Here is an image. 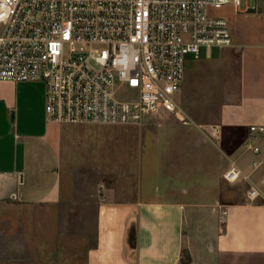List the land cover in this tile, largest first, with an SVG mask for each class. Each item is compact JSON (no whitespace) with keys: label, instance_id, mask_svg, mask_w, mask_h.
I'll return each instance as SVG.
<instances>
[{"label":"crops","instance_id":"crops-1","mask_svg":"<svg viewBox=\"0 0 264 264\" xmlns=\"http://www.w3.org/2000/svg\"><path fill=\"white\" fill-rule=\"evenodd\" d=\"M218 14L233 46L193 55L178 101L188 114L219 81L235 79L237 91L215 120L193 116L195 127L168 112L146 120L143 151L157 156L159 179L137 198L72 193L67 126H78L50 121L44 81H0V264H264V202L232 198L223 184L237 166L264 190V168L254 170L245 149L249 128L264 126V0ZM215 127L222 141L210 145ZM230 132L234 149L224 144Z\"/></svg>","mask_w":264,"mask_h":264},{"label":"built area","instance_id":"built-area-1","mask_svg":"<svg viewBox=\"0 0 264 264\" xmlns=\"http://www.w3.org/2000/svg\"><path fill=\"white\" fill-rule=\"evenodd\" d=\"M229 5L242 0H0V81H44L46 113L60 124L143 125L168 112L188 126L178 101L187 56L233 46L218 14ZM249 132L259 170L264 126ZM224 178L248 182L247 201L264 202L239 167Z\"/></svg>","mask_w":264,"mask_h":264},{"label":"rangeland","instance_id":"rangeland-1","mask_svg":"<svg viewBox=\"0 0 264 264\" xmlns=\"http://www.w3.org/2000/svg\"><path fill=\"white\" fill-rule=\"evenodd\" d=\"M256 1L242 0L241 8L246 9L249 6H254ZM220 51V49L215 48L214 55L218 56ZM193 61V55L187 56L188 66ZM221 77H223L222 73ZM188 85H184L183 98L188 96ZM235 91H237L235 79L231 83L225 80L222 83L219 81L215 83L213 89L202 90L198 97L194 96V106L188 113L192 123L188 126H196L192 119L193 116L204 121L215 120L219 115L221 104L226 102L231 95H235ZM178 100L182 101L181 94L178 95ZM184 110H187L186 107ZM77 126H67V129H71V137L68 143L71 158L65 169V178L71 184L72 193L99 198L105 196V189L115 188L116 196L119 199L137 198L140 196L138 189L141 186L145 189L158 182L156 169L159 160L156 155L150 157L143 151V125L83 124ZM220 134L210 136L209 144L221 142L222 135ZM224 142H226L224 144L228 149H234L237 146V139L233 132L227 134ZM207 155L208 152L204 153L203 156L206 157ZM248 156L253 158L254 154L249 151ZM243 162L249 164L248 161ZM253 177L256 179L257 175ZM199 180L203 182L201 178ZM98 184H103L104 188L95 192ZM223 184H225V192L230 193V196L235 199L248 192L250 187L244 181L230 184L225 178Z\"/></svg>","mask_w":264,"mask_h":264},{"label":"water","instance_id":"water-1","mask_svg":"<svg viewBox=\"0 0 264 264\" xmlns=\"http://www.w3.org/2000/svg\"><path fill=\"white\" fill-rule=\"evenodd\" d=\"M254 12H256V9H251V10L249 11V13H254Z\"/></svg>","mask_w":264,"mask_h":264}]
</instances>
